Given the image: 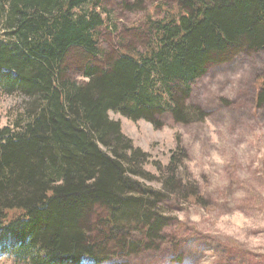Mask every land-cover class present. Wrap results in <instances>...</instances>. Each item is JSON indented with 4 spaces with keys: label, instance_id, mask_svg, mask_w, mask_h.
<instances>
[{
    "label": "trees",
    "instance_id": "trees-1",
    "mask_svg": "<svg viewBox=\"0 0 264 264\" xmlns=\"http://www.w3.org/2000/svg\"><path fill=\"white\" fill-rule=\"evenodd\" d=\"M176 1L150 22L142 49H119L99 65L102 0H0V90L25 98L0 128L3 253L27 264H125L179 250L168 208L206 202L185 148L177 143L166 164L151 160L108 111L156 128L166 111L181 123L200 115L190 83L210 65L264 49V0ZM70 50L90 58L80 80L66 75Z\"/></svg>",
    "mask_w": 264,
    "mask_h": 264
},
{
    "label": "rangeland",
    "instance_id": "rangeland-1",
    "mask_svg": "<svg viewBox=\"0 0 264 264\" xmlns=\"http://www.w3.org/2000/svg\"><path fill=\"white\" fill-rule=\"evenodd\" d=\"M176 2L102 0L106 18L99 28L100 54L93 62L102 65L105 56L119 49H142L150 38V22L174 12ZM88 60L80 51L70 50L64 58L66 75L82 79ZM263 82L264 49L239 52L210 65L190 83L189 102L201 114L188 123L176 122L166 111L156 128L144 119L132 121L108 111L151 160L166 164L177 143L185 148L186 172L206 200L205 205L183 203L168 208L174 218L167 233L179 250L130 256L125 264H264V103L255 106ZM24 100L19 92L0 90V128L18 116ZM146 169L157 175L151 163ZM150 183L158 185L156 180ZM84 263L91 261L84 257ZM0 264L27 263L0 250Z\"/></svg>",
    "mask_w": 264,
    "mask_h": 264
},
{
    "label": "water",
    "instance_id": "water-1",
    "mask_svg": "<svg viewBox=\"0 0 264 264\" xmlns=\"http://www.w3.org/2000/svg\"><path fill=\"white\" fill-rule=\"evenodd\" d=\"M264 83V82H263Z\"/></svg>",
    "mask_w": 264,
    "mask_h": 264
}]
</instances>
